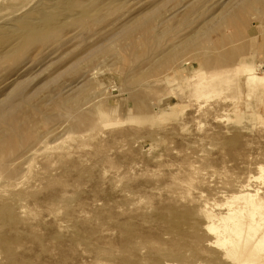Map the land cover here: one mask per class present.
Returning a JSON list of instances; mask_svg holds the SVG:
<instances>
[{"label":"rangeland","instance_id":"obj_1","mask_svg":"<svg viewBox=\"0 0 264 264\" xmlns=\"http://www.w3.org/2000/svg\"><path fill=\"white\" fill-rule=\"evenodd\" d=\"M233 210L264 264V0H0V264H239Z\"/></svg>","mask_w":264,"mask_h":264},{"label":"bare ground","instance_id":"obj_2","mask_svg":"<svg viewBox=\"0 0 264 264\" xmlns=\"http://www.w3.org/2000/svg\"><path fill=\"white\" fill-rule=\"evenodd\" d=\"M240 197H242V196H240ZM248 198V197H247ZM249 199V198H248ZM251 199V198H250ZM249 201H252V199L251 200H249ZM230 207V206H229ZM232 210V209H231ZM227 215L225 216H223L222 218H221V220L223 219L224 221H225V224H226V227H228V228H230V229H232V230H230L231 232H232V235H231V237L229 238L228 236V239H230V241H232L234 244H235V250L234 251H236L237 253H238V255L239 256H244L245 258H246V260H244L243 262H241V263H239V264H250V263H252L253 262V259L255 258V248H254V244H253V242H252V240H251V238L248 236V234L246 233V231H245V229H244V225H243V223L237 218V216L238 215H236V214H239V212H237V211H235V210H233V211H230V213L227 211ZM241 215V214H240ZM210 216V215H209ZM210 218H212V216L210 217ZM247 218V217H246ZM222 224H224L223 222H222ZM230 224H231V226H230ZM210 225V224H209ZM208 225V226H209ZM210 228H212V231H213V229L215 228H213V226L211 225V226H209ZM217 227V226H216ZM222 229H225V228H222ZM211 230V229H210ZM209 231V230H208ZM224 232H226V230L224 231ZM231 234V233H230ZM225 239H226V237H225ZM220 240V239H219ZM224 240V239H223ZM222 240V241H223ZM225 241V240H224ZM223 241V242H224ZM227 241V240H226ZM225 241V242H226ZM229 241V242H230ZM222 242V243H223ZM229 242H228V245H229ZM231 242V243H232ZM227 243V242H226ZM224 245H226V247H227V244H224ZM230 246V245H229ZM228 246V247H229ZM232 246V245H231ZM227 247V248H228ZM232 250V249H231ZM233 250H232V252H233ZM234 254H236V253H234ZM236 256V255H235ZM240 260H241V258H240Z\"/></svg>","mask_w":264,"mask_h":264}]
</instances>
